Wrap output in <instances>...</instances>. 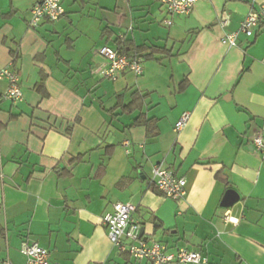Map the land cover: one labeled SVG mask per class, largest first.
Returning a JSON list of instances; mask_svg holds the SVG:
<instances>
[{"label":"crops","instance_id":"obj_1","mask_svg":"<svg viewBox=\"0 0 264 264\" xmlns=\"http://www.w3.org/2000/svg\"><path fill=\"white\" fill-rule=\"evenodd\" d=\"M37 1L0 0V68L11 67L22 90L9 102L0 79V264H26L22 241L58 264H151L110 243L102 216L116 201L135 205L143 238L170 251H198L206 264H264V151L252 143L264 135V21L236 46L221 41L264 0H200L185 15L152 0H63L60 19L31 28ZM116 36L171 55L110 80L97 48L115 47ZM41 79L46 96L34 87ZM134 91L146 95L140 111H109ZM141 113L157 119L159 135L131 126ZM157 163L185 178V196L151 184ZM227 189L238 200L222 207ZM226 210L236 223L223 220Z\"/></svg>","mask_w":264,"mask_h":264},{"label":"built area","instance_id":"obj_2","mask_svg":"<svg viewBox=\"0 0 264 264\" xmlns=\"http://www.w3.org/2000/svg\"><path fill=\"white\" fill-rule=\"evenodd\" d=\"M163 5L171 15L188 14L200 0H154ZM29 26L37 27L43 20L57 21L65 14L63 0H39L31 9ZM229 21V14L223 12L219 17V25L224 27ZM264 21V6L259 11H251L240 21L237 30L225 33L221 41L228 47L237 45V36L240 33L252 36L258 24ZM167 25L171 23L166 21ZM97 53L104 60L102 74L110 80H116L124 72L129 71L140 75L143 71V58L140 56H125L117 52L115 47L101 45ZM7 80V89L4 96L12 102L22 99V90L19 78L11 67L0 68V79ZM189 113L183 112L174 124V130L180 131L187 122ZM253 145L260 151H264V135L259 132L252 137ZM124 147H129L130 141L123 142ZM129 149H127V152ZM151 184L163 196L173 200L181 199L186 194V180L184 177L176 176L162 163L154 164L151 170ZM136 206L129 202L116 201L111 209L102 216V224L106 227L107 237L110 243L120 253H125L135 260L145 259L151 264H206L207 259L200 252L190 250L186 247H178L174 251L168 249L167 244L143 238L140 235L142 226L132 218ZM225 222L236 223L238 218L230 216L229 210L223 214ZM19 251L26 257V264H58L49 260V250L41 247L36 242L22 241Z\"/></svg>","mask_w":264,"mask_h":264},{"label":"trees","instance_id":"obj_3","mask_svg":"<svg viewBox=\"0 0 264 264\" xmlns=\"http://www.w3.org/2000/svg\"><path fill=\"white\" fill-rule=\"evenodd\" d=\"M104 32V31H103ZM109 38V37H107ZM108 40V39H107ZM115 49L118 53L123 54L125 56H140L145 59H149L151 56L155 54H163L164 56H170L171 53L169 50L165 49L164 47L159 46H145L139 45L136 46L132 41L123 39L119 36H116L112 40ZM35 89L42 95L46 96L47 92L43 85L42 79L35 84ZM146 95L140 93L139 91H134L130 95V100L127 103H123L120 96L116 97L115 105L109 110L114 111L116 109H120L121 113H132L134 111H140L145 103ZM131 126H143L145 128L146 137L152 138L159 135V129L157 126V119L154 117L147 118L145 114H139L131 123ZM67 129L66 131H68ZM215 177L225 183L227 185V179L222 173H217ZM122 183V181H120ZM119 182V183H120Z\"/></svg>","mask_w":264,"mask_h":264},{"label":"water","instance_id":"obj_4","mask_svg":"<svg viewBox=\"0 0 264 264\" xmlns=\"http://www.w3.org/2000/svg\"><path fill=\"white\" fill-rule=\"evenodd\" d=\"M238 200V194L233 189L225 190L223 197L220 202V206L229 207ZM144 229H141L140 235H143Z\"/></svg>","mask_w":264,"mask_h":264},{"label":"rangeland","instance_id":"obj_5","mask_svg":"<svg viewBox=\"0 0 264 264\" xmlns=\"http://www.w3.org/2000/svg\"><path fill=\"white\" fill-rule=\"evenodd\" d=\"M152 2V4H155L156 6H159V4L157 3V2H155V1H151ZM151 4V5H152ZM154 6V5H153ZM160 19H161V17L159 18V16H158V19H157V21H156V24L155 25H160V27H165L166 28V26H164L162 23H159V21H160ZM159 20V21H158ZM126 29V28H125ZM124 31V30H123ZM9 102H11L10 100H8Z\"/></svg>","mask_w":264,"mask_h":264}]
</instances>
